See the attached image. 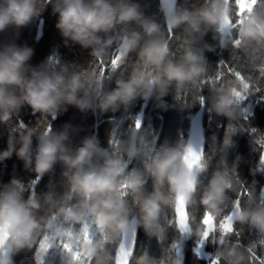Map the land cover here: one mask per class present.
Returning a JSON list of instances; mask_svg holds the SVG:
<instances>
[{
    "label": "clouds",
    "instance_id": "obj_1",
    "mask_svg": "<svg viewBox=\"0 0 264 264\" xmlns=\"http://www.w3.org/2000/svg\"><path fill=\"white\" fill-rule=\"evenodd\" d=\"M48 3L65 47L78 45L94 61L105 60L115 49L122 60L135 54V62L127 77L117 75L113 88L101 91L103 81L94 70L74 71L50 58L30 67L32 48L0 44V123L8 122L5 118L16 116L22 107L42 119H55L69 107L81 113L116 112L137 99L155 100L163 108L170 90L178 94L206 76L205 53L233 46V30L241 49L264 50V10L254 11L255 0H234V4L203 0L199 7L176 6L171 11L168 0H160L158 11L167 32L183 37L182 50L175 55L160 25L133 0H0V32H18ZM240 14L242 20L230 29ZM209 31L215 46L203 43ZM240 85L239 90L235 81L210 87L208 111L230 121L243 118L240 105L250 93ZM12 131L15 134L8 136L6 147L0 150V165L15 155L39 179L59 165L67 191L59 197L51 192L36 194L15 178L0 185V264H13L12 257L33 250L43 234L51 239L36 247L35 258L53 241H64L66 249H78L90 264H112L113 259L120 264H180L173 245L180 251L183 239L207 240L211 235L220 264H252L247 247L232 242L229 233L231 225L238 223L250 226L264 239V206L258 203L264 199V189L253 193L234 218L218 228L215 225L228 214L229 193L237 192V172L244 163V157L238 156L229 164L230 143L221 150L220 171L202 184L199 174L206 161L191 142L177 140L153 150L143 134L130 131L126 138L116 137L115 143L110 139L109 148H102L94 135L72 147L74 129L68 124L56 131L36 133L27 126ZM133 160H139L141 167L129 170ZM147 180L152 182L151 192L145 189ZM196 209L202 210L199 221L193 214ZM85 225L96 233L94 238ZM133 228L143 229L157 242L165 239L169 228L178 235L162 258L144 253L132 260L120 245ZM74 261V256L65 255L63 264Z\"/></svg>",
    "mask_w": 264,
    "mask_h": 264
},
{
    "label": "trees",
    "instance_id": "obj_2",
    "mask_svg": "<svg viewBox=\"0 0 264 264\" xmlns=\"http://www.w3.org/2000/svg\"><path fill=\"white\" fill-rule=\"evenodd\" d=\"M141 8L146 17L152 18L160 25L161 31L165 32L167 39V30L163 22V14L158 11V0H133ZM203 0H178L177 6L183 8L199 7ZM234 4V0H230ZM264 10V0H258L255 10ZM243 15V14H242ZM236 17L233 22H235ZM56 16L52 13L51 4H45L42 10L33 18L29 25L14 32L12 29H7L0 32V44L15 43L17 45H26L33 49V55L28 62L30 67L48 62L49 58H53L60 64L69 66L74 71H87L96 69L98 61H94L89 55L88 50H82L78 45L69 43L67 47L64 46L58 32L55 29ZM175 35L169 41L171 51H176L182 43L183 37L179 32H174ZM233 38L235 39V30H233ZM179 36V39H176ZM212 32L209 31L203 37V43L210 46H215L216 41L212 40ZM255 46H249L246 49L233 48L229 46L223 50L218 47L211 53H205L206 60V76H215L217 71L222 73L220 84L235 81L237 90L242 87L239 80L234 73H230L228 68L234 72L239 73L247 81L251 78L252 83H256L259 78V68L264 65V51H256ZM115 49L109 51L105 62L110 64ZM118 54V53H116ZM135 62V54H130L127 62L118 69L113 75L102 82L101 91H110L113 88V80L117 75L127 77L131 71L132 64ZM223 62L228 67L219 66ZM107 75V73H106ZM209 82L203 85V89L199 92V86L195 85L188 89L182 90L178 94L180 99L174 91L170 90L169 95L163 98L164 107L157 106L155 100L147 102L137 99L130 103L127 107H122L116 112H99L93 114L92 112L81 113L73 107H69L63 114L58 115L55 119L47 118L48 126L51 130H59L63 125H71L74 129L73 135L70 137L71 146L75 147L79 141L85 136L94 135L100 143L102 148H109V140L115 137L121 139L126 138L131 128L134 127V121L141 118L140 128L138 134H143L145 139L149 142L153 150H158L166 144H171L177 140L186 139L189 132L191 118L202 111L203 128H204V159L206 161L205 169L199 174V180L202 184L207 181L218 171L221 150L224 148L225 138L230 139V146L227 148V159L229 164L235 162L238 156L244 157V163L237 172L238 178L244 186L253 193L259 194L260 189H264V170L257 171L260 162V148L255 142L264 136V79L260 80L259 86L261 90L253 93L240 106L248 107L250 115L247 121L241 118L239 121H230L222 116H217L208 111L207 98L209 96L208 89L212 87ZM187 91V95L184 93ZM198 95L205 98L204 105L198 103ZM186 105L189 107H182ZM39 113H32L27 107H22L19 113L10 117L8 122L0 123V150L6 147L8 136L14 135L13 128H18V123H22L27 127L35 129L36 133L45 130L46 125L43 122ZM235 127L236 131L229 133V127ZM255 129L256 133L251 134L249 129ZM33 148L36 145V137L32 138ZM139 160H133L128 164V169L140 168ZM61 167L56 165L53 171L40 178L38 182L30 189L28 186L36 179L35 174L26 171L23 168L21 161H18L13 155L9 160H6L0 165V185L6 184L11 179L20 180L31 192L42 194L46 192L53 193L54 197H59L66 193L67 189L61 178ZM145 189L148 192L153 190V185L150 180L145 183ZM29 191L26 190L24 197L27 198ZM239 195V188L236 193H229L230 201L229 208L233 201ZM247 200V196L242 197V202ZM199 221L202 216V210L196 209L193 213ZM218 228V220L215 221ZM235 231L239 232V236L231 235L232 242H238L242 247H249L257 243L260 239L257 232L250 226H241L234 223ZM178 233L169 228L166 237L163 241L157 242L154 237L149 236L143 229L138 228L137 244L132 260L139 257L141 254H148L149 256L160 259L163 257L165 251L170 247L174 238ZM42 236L38 238V241ZM198 241L194 237L183 239L177 259L180 264H211V260L215 258L217 245L208 240L205 242L203 252L206 258L198 257L195 253V248ZM31 251H22L12 257L13 264H36L34 256L36 247ZM257 255L264 254V249L257 244ZM114 255V253H113ZM61 252L59 249L55 250V255L50 250L45 257L44 264H61ZM131 264V262H130Z\"/></svg>",
    "mask_w": 264,
    "mask_h": 264
},
{
    "label": "snow or ice",
    "instance_id": "obj_3",
    "mask_svg": "<svg viewBox=\"0 0 264 264\" xmlns=\"http://www.w3.org/2000/svg\"><path fill=\"white\" fill-rule=\"evenodd\" d=\"M169 2V11L172 10V8H174V4H175V0H168ZM230 3V0H229ZM258 0H255V3L253 4V9L254 7L257 5ZM231 4V3H230ZM243 15L240 14L236 17L235 22H232L231 24H229V28L232 29L234 28L240 20H242ZM175 33L174 32H167V40L168 42L171 41L174 37ZM176 39H179V36H176ZM169 44V43H168ZM233 48H240V41L237 38H233ZM182 50L181 45L179 46V48L176 51H172L173 55L177 54L178 52H180ZM256 51H264L262 49L256 48ZM117 52H114L112 55V58L110 60V64L106 63L105 60L102 61H98L97 63V67L99 68V75L101 77V80L104 81L105 79L110 78L113 73H115L118 69L122 68V66L127 62L128 58H124L123 60L119 57L118 54H116ZM53 59V58H50ZM58 62V61H57ZM219 66H223V67H228V65L224 64L223 62H221V64ZM94 71H96V69H93ZM230 73H234L235 77L239 80V82L243 85H245V87L248 88L250 95H252L255 92H258L261 90V87L259 86L260 80L264 79V65H261L259 68V78L257 79L256 83H252L251 78L249 77L248 80L246 81L244 77H242L239 73L234 72L231 68H228ZM107 73V75H106ZM222 76V73L217 71L215 76H208L207 79H202L200 81L197 82V86H199V92L201 91V89H203V85L211 82L212 85L217 84L218 81H220ZM222 85V84H220ZM219 85V86H220ZM99 91V89H98ZM184 95H187V91H185ZM180 95H177V99H180ZM205 102V98L198 95V103L201 104V106L204 105ZM244 102V101H243ZM242 102V103H243ZM244 110V116H243V120L247 121L248 116L250 115L249 109L248 107H243ZM5 119H9V118H5ZM46 125L47 130H50V127L48 126L47 120L44 119L43 121ZM140 119L137 118L134 121V127L131 128V131H138L140 128ZM25 125L22 123H18V128H23ZM16 128H13L12 130H15ZM236 128L235 127H229V133L235 132ZM249 131L251 132V134H255L256 130L250 128ZM116 141V137L114 136L111 139V143H115ZM260 148V162H259V166L257 168V171H261L264 170V136L261 137V139L255 141ZM230 143V139L228 137L225 138L224 144L225 146H227ZM202 152V151H201ZM237 179V183H238V188H239V195L237 196V199L235 201L232 202L231 207L228 210V214L223 217L221 220H218V223L220 225L223 224L224 220H229L231 218H234L235 214L243 207H245L247 205V201L249 200V198L253 195L252 190L246 188L244 186V184L241 182V180L238 178V176L236 177ZM39 178H36L35 180H33L31 182V185H29L28 187L31 189L37 182H38ZM262 189H260L259 191H261ZM247 196V200L242 202V197ZM65 199L68 202H71V196L70 194H66ZM259 205L264 206V199H260L258 201ZM86 230L88 231L89 237L90 238H94L96 236V233L87 225H85ZM229 235H236L237 237L239 236V232L235 231L233 225H231V231L229 233ZM51 238L47 235V234H43L42 235V239H40L38 241V244L40 247L43 242L45 241H49ZM134 239V228L131 229L126 235L125 237L122 239L121 241V248L126 249L127 252L129 254L132 253V241ZM125 240H128V244L127 247L125 246ZM211 240L212 242L215 243V241L212 239L211 235H209L208 239H202L199 240L196 248H195V253L196 255L199 257L201 254V248L202 246L205 244L206 241ZM235 243H239L238 240ZM240 244V243H239ZM257 244L259 245L260 248L264 249V239H259V241L257 243L252 244L251 246L247 247L248 252L252 258V264H264V254L262 255H257L256 249H257ZM59 249L62 256H61V264H63V260L65 255H72L75 257V261L74 264H90L89 261H86L82 256H80L78 249H71L68 250L65 248V244L64 241H59V242H55L53 241L51 244V247L45 251L42 255L38 256L36 259V264H44L45 261V257L48 255L49 251L51 250L53 252V250ZM173 250L175 251V255L178 256L179 255V250L175 248V246L173 245ZM53 255H55V251L53 252ZM51 262V261H50ZM112 264H120V262L116 261V260H112ZM211 264H220V261L217 258H213L211 260Z\"/></svg>",
    "mask_w": 264,
    "mask_h": 264
},
{
    "label": "water",
    "instance_id": "obj_4",
    "mask_svg": "<svg viewBox=\"0 0 264 264\" xmlns=\"http://www.w3.org/2000/svg\"><path fill=\"white\" fill-rule=\"evenodd\" d=\"M160 6V0H158ZM178 0H175L174 7L177 6ZM140 122L141 118L139 117ZM191 142L193 146L198 150L202 151L204 155V128H203V115L202 111L196 113L190 120L189 132L186 139V143ZM138 228L134 229V239L132 241V253L131 257L134 256L137 244ZM128 240H125V246L127 247Z\"/></svg>",
    "mask_w": 264,
    "mask_h": 264
},
{
    "label": "rangeland",
    "instance_id": "obj_5",
    "mask_svg": "<svg viewBox=\"0 0 264 264\" xmlns=\"http://www.w3.org/2000/svg\"><path fill=\"white\" fill-rule=\"evenodd\" d=\"M203 247H204V245H203L202 248H201V254H200L199 257L206 258L207 256H206V254L203 252V251H204V250H203Z\"/></svg>",
    "mask_w": 264,
    "mask_h": 264
}]
</instances>
